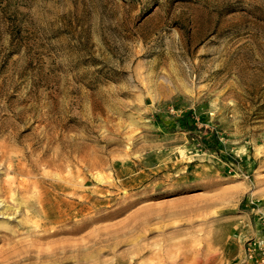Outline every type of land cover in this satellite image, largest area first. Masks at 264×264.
Here are the masks:
<instances>
[{
  "label": "rangeland",
  "instance_id": "rangeland-1",
  "mask_svg": "<svg viewBox=\"0 0 264 264\" xmlns=\"http://www.w3.org/2000/svg\"><path fill=\"white\" fill-rule=\"evenodd\" d=\"M1 151L0 264H54L24 256L69 237L29 234L41 202L82 195L136 239L91 264H243L264 246V0H0Z\"/></svg>",
  "mask_w": 264,
  "mask_h": 264
},
{
  "label": "bare ground",
  "instance_id": "bare-ground-1",
  "mask_svg": "<svg viewBox=\"0 0 264 264\" xmlns=\"http://www.w3.org/2000/svg\"><path fill=\"white\" fill-rule=\"evenodd\" d=\"M4 157V151H1L0 158ZM47 163L51 164V161H47ZM10 170L13 169L7 168V171ZM50 183L56 190L65 189L59 181H51ZM0 191L3 194H8L10 187L3 185L0 187ZM77 202L81 206L73 211L67 210L66 208L62 209L61 202L55 200V196L48 198L46 202H41L42 209H38L40 211L38 218L40 221H35L36 225L33 226V231L29 234L39 239L53 237L60 233H66L69 237L49 239V243H53L49 250L42 248L33 249L29 246L31 244H28L29 248H26V253L24 254L26 258L32 260V262H51L54 264L75 262L76 264H91V262H94V258H98L104 253H107L110 248L118 243L123 241L135 242V237L129 238L131 230L122 232L119 236L116 235L115 239L112 240V237L108 235V226H92L93 222L102 219L104 214L95 216L89 210H86L83 204L90 203V197L82 195L81 198L77 199ZM69 223L70 225H66ZM38 230L42 231V233L36 234ZM76 233H79L78 237H72ZM15 262H19V259L15 260Z\"/></svg>",
  "mask_w": 264,
  "mask_h": 264
},
{
  "label": "built area",
  "instance_id": "built-area-1",
  "mask_svg": "<svg viewBox=\"0 0 264 264\" xmlns=\"http://www.w3.org/2000/svg\"><path fill=\"white\" fill-rule=\"evenodd\" d=\"M262 215L264 221V212ZM246 250L248 252V258L243 264H264V246L259 247V251L255 253V244H251V242H249Z\"/></svg>",
  "mask_w": 264,
  "mask_h": 264
}]
</instances>
